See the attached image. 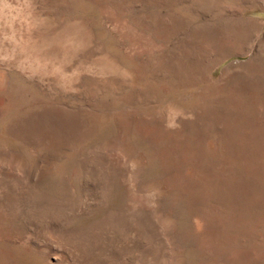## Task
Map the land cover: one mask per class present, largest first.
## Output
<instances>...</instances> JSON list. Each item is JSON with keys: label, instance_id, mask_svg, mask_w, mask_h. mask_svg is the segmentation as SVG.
<instances>
[{"label": "rangeland", "instance_id": "374dc122", "mask_svg": "<svg viewBox=\"0 0 264 264\" xmlns=\"http://www.w3.org/2000/svg\"><path fill=\"white\" fill-rule=\"evenodd\" d=\"M0 264H264V0H0Z\"/></svg>", "mask_w": 264, "mask_h": 264}]
</instances>
